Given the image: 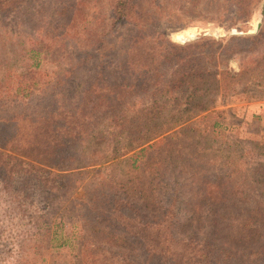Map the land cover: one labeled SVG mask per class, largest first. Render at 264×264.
<instances>
[{"label":"rangeland","instance_id":"obj_1","mask_svg":"<svg viewBox=\"0 0 264 264\" xmlns=\"http://www.w3.org/2000/svg\"><path fill=\"white\" fill-rule=\"evenodd\" d=\"M111 3V0H61L59 3L58 0H17L8 11L0 10V120L15 119L21 125L18 132L9 135H19L30 118L36 117L35 113L47 105L48 82L54 81L76 57L75 44L85 37H94L91 34L103 27L110 31ZM263 3L264 0L245 2L244 9L248 12L245 21L237 18L234 1L229 0H152L146 5V11L163 22L167 39L173 43L183 45L172 39L173 33L195 28L199 31L192 41L212 38L222 41L218 46L213 45L212 50H233L229 49L230 42L226 39L255 34L259 29L250 32L258 20L260 27L263 23L264 16L259 19ZM61 4L68 9L75 4L76 7L74 12L73 9L61 14L54 12ZM205 31L209 35L203 36ZM119 34L126 35L124 31ZM263 57L264 36L254 50L228 56L224 67L240 75L225 92L213 93L207 98H212L207 103L208 111L191 119L194 151L185 147L188 141L183 135L178 136L171 145L159 143L162 147L159 151L150 154L148 159H139L135 164L138 169L132 168L131 153L125 151L129 145L123 149L128 142L127 135L116 136L114 143L105 145L108 133L114 135V132L101 125L91 132L97 145L93 140L85 144L83 139L84 155L79 162L84 167L77 169L81 165H76L72 170L82 173L66 179L64 193L46 192L48 189L30 184L32 181L26 184V174L7 177L1 172L0 264H115L103 253L119 250L110 239L111 233H100L91 223L84 227L81 219L85 191L102 180H105V190H108L106 186L110 190L116 188L118 193L130 185L140 193V186L144 184L145 190L153 189L151 196L161 199L176 190L182 225L177 231L209 237L217 217L201 197L197 170L207 174L212 169L236 168L233 176L239 181L235 188L237 196H264ZM149 102V98L143 100V103ZM174 108L168 104L160 113L161 130L169 126L167 119L171 118ZM15 126L12 125V130ZM193 152L194 155L190 154ZM263 208L248 203V209L254 210V214L264 215ZM229 217L221 214L219 219L224 224ZM255 226L254 242H247L240 250L255 249L264 242V223ZM222 241L214 242L235 249L231 242Z\"/></svg>","mask_w":264,"mask_h":264},{"label":"trees","instance_id":"obj_2","mask_svg":"<svg viewBox=\"0 0 264 264\" xmlns=\"http://www.w3.org/2000/svg\"><path fill=\"white\" fill-rule=\"evenodd\" d=\"M15 1L0 0V10L8 11ZM151 1L111 0L110 31L103 27L91 34L94 37L75 44L76 57L48 82V103L30 118L28 126L11 136L21 125L15 119L0 120V173L7 177L26 174V184L32 181L30 184L48 189L46 192L64 193L66 179L82 173L72 170L81 165L83 139L85 144L93 140L97 145L91 132L101 125L114 132L108 133L105 145L114 143L116 136L127 135L123 149L129 145L125 151L131 153L132 168L139 159H148L162 144L171 145L178 136L188 141L186 148L196 150L191 119L208 111L211 94L225 92L238 80L240 73L224 65L229 55L254 50L264 36V19L255 34L228 37L226 42L233 50H212L222 41L207 37L179 45L167 39L163 22L146 11ZM229 1H234L237 18L246 19L244 3L251 0ZM64 6L54 12L70 11ZM121 31L126 35L119 34ZM245 47L247 50H240ZM145 98L149 104L143 103ZM168 104L175 108L163 131L160 113ZM235 170L212 169L207 174L197 170L201 197L217 217L210 237L177 231L182 225L176 190L163 199L151 196L153 189L145 190L144 184L140 193L131 185L118 193L116 188L106 186L105 190V180L84 193L83 226L91 223L94 230L111 233L110 239L119 250L103 253L115 264H264V242L255 249L240 250L247 242H254L257 235L253 227L264 223V215L254 214L248 203L264 207V196H237ZM219 214L230 217L223 224ZM214 241L231 242L235 249Z\"/></svg>","mask_w":264,"mask_h":264},{"label":"bare ground","instance_id":"obj_3","mask_svg":"<svg viewBox=\"0 0 264 264\" xmlns=\"http://www.w3.org/2000/svg\"><path fill=\"white\" fill-rule=\"evenodd\" d=\"M198 29H195V28H188V29H185L183 31H179L177 33H173L172 34V39L174 41H177V42H180L182 39H188L192 36H196L197 33H198Z\"/></svg>","mask_w":264,"mask_h":264},{"label":"water","instance_id":"obj_4","mask_svg":"<svg viewBox=\"0 0 264 264\" xmlns=\"http://www.w3.org/2000/svg\"><path fill=\"white\" fill-rule=\"evenodd\" d=\"M264 16V3L261 5L260 10H259V19H261ZM260 27V20L255 24V28L253 32L250 33H255ZM234 32V31H233ZM209 35L206 31L203 33V36ZM196 38V36H192L190 38L182 39L179 43L184 44L185 42L192 41Z\"/></svg>","mask_w":264,"mask_h":264}]
</instances>
